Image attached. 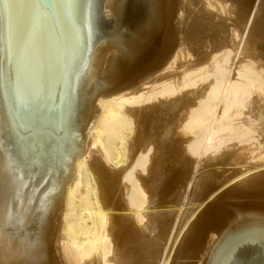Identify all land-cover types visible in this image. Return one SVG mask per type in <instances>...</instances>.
<instances>
[{"label": "water", "instance_id": "water-1", "mask_svg": "<svg viewBox=\"0 0 264 264\" xmlns=\"http://www.w3.org/2000/svg\"><path fill=\"white\" fill-rule=\"evenodd\" d=\"M177 0H0V264H61L58 231L94 100L159 70ZM170 264H264V170L209 202Z\"/></svg>", "mask_w": 264, "mask_h": 264}, {"label": "bare ground", "instance_id": "bare-ground-1", "mask_svg": "<svg viewBox=\"0 0 264 264\" xmlns=\"http://www.w3.org/2000/svg\"><path fill=\"white\" fill-rule=\"evenodd\" d=\"M241 1L240 4L235 2L237 17L233 20L243 27H236L230 33L234 40L238 39L239 32L243 33L251 42L252 37L258 35V39L264 33V21L261 20L264 17V0ZM184 2L179 4V9L186 15L178 17L176 7L173 27L177 44L167 62L132 87L94 100L99 112L91 126L90 141L85 151L74 159V174L65 186L58 231L61 264H170L178 241L198 213L219 192L264 170V63L246 51L245 39L238 52L233 46V39L230 42L225 40V21L221 16L229 13L227 0H187L190 6ZM254 7L255 11H252ZM253 21V32L250 33ZM182 28L184 32H181ZM201 28L209 30L206 31L209 32L208 51L202 47L206 38L203 39L201 31H204ZM261 37L263 39L264 36ZM259 39L258 42H264ZM190 47L196 50L195 53ZM259 47L262 48L260 43ZM252 50L257 49L253 47ZM262 53L258 56L261 57ZM161 107L168 110L170 117L169 124H165L169 129L164 147H168L174 163L160 172L153 189L151 177L158 172V167L161 168L158 163L159 155L163 152H158L153 134L146 137L148 133L145 132L143 137L144 133L140 130L144 129L145 126H142L144 121H148V116L154 117L152 114L159 112ZM165 125L166 130L168 127ZM141 138L146 140L143 141L145 146L138 145ZM92 148H96L99 155L96 159L91 155L93 160L90 159ZM238 150L244 160L252 164L246 162L248 167L232 170L230 174L218 173L210 166L211 171L196 169L193 172L186 163L188 160L195 166L197 161L206 158L217 164L221 161V167H224L226 160H223L229 158L232 151L239 153ZM124 163L125 167L117 168ZM238 165L241 167V163ZM200 168L203 170L205 166ZM178 200H185L187 208H183L184 205L178 208V204L175 205ZM172 206H177L178 210H161ZM146 210L152 213L147 215ZM120 220H130L131 236L136 239L139 232L149 230V222L153 221L151 225L156 238H149L150 244V241H146L147 244H141V241L136 243L142 245L137 248L141 251L138 252L144 254L137 256L141 258L140 262L138 258L124 262L123 257L121 259L115 253L113 241L118 236L115 235V227ZM144 222L146 225L142 228ZM172 226L175 229L173 232L170 230ZM169 230L172 232V244L170 246L169 241V247L163 252L162 246ZM119 245L123 246L121 241Z\"/></svg>", "mask_w": 264, "mask_h": 264}, {"label": "rangeland", "instance_id": "rangeland-1", "mask_svg": "<svg viewBox=\"0 0 264 264\" xmlns=\"http://www.w3.org/2000/svg\"><path fill=\"white\" fill-rule=\"evenodd\" d=\"M184 1H185V0H183V1L180 0V2L177 1L178 4H177L176 7L178 8V11H179V12H178V17H181V15H182V16H183V15H186V14L183 13V11L181 12V10L179 9V6L181 7V5H179V4H181V3L184 2ZM186 1H187V0H186ZM186 1H185L184 3H187V4L190 6L191 3H188V2H186ZM188 1H190V0H188ZM236 1H239V0H227V3H228V4H227V5H228V8H227V9H228V12H229L227 15H229V16H227V15L224 16V14H222V16H221V17L224 19V21H225V22H224V25H225V37H224V38H225V40H226L227 42H230V41L233 39V46H234V48L237 49V52H238V49L240 50V47H242V45H243L242 43L244 42V39H245L246 41H245L244 47L247 48L246 51H247L249 54H251V56H253L254 58L257 57L259 61H261L262 63H264V62L262 61V60H264V57H263V55H264V42L260 40V39H262L261 36H262V35L264 36V33H262V34L259 35V37H258V39L260 38V39H259L260 42H258V39L256 38L258 35H257L256 37L254 36L255 39H254V37H252V38L250 39V41H251L252 43L249 42V41L247 40L248 37L246 38V37L244 36V34H243V33H240V32L238 33V35H239L238 39H239V40H242V41H239L238 39L234 40L235 38L232 37V34H231V33H232V30H233V29H235L236 27H237V28H240L241 26L243 27V25H240L239 23H236V21L233 20V19H235V18L237 17V14H235V13H237V12H235V11H236V8H235V7L237 6L236 3H237V4H240V1H241V0L239 1V3L236 2ZM242 1H243V2H242ZM242 1H241V2L244 3V2L247 1V0H242ZM235 2H236V3H235ZM242 3H241V4H242ZM230 4H232V5H230ZM188 5H187V6H188ZM249 5H250V3H249ZM185 6H186V4H185ZM189 6H188V7H189ZM255 7H257V2H256V6H255ZM255 7L253 8L252 11H255V10H254ZM177 8H176V11H177ZM191 8H192V6H191ZM256 9H257V8H256ZM230 10H231V11H230ZM180 12H181V13H180ZM233 14H234V15H233ZM263 14H264V13H263ZM179 15H180V16H179ZM235 16H236V17H235ZM225 17H227V18H225ZM228 17H229V18H228ZM230 17H231V18H230ZM234 17H235V18H234ZM227 20L229 21L228 23L226 22ZM261 20L264 21V17H263V19H261ZM233 21H234V23H233ZM231 22H232V23H231ZM226 23H227V24H226ZM184 24H185V23H184ZM228 24H232V25H228ZM237 24H238L239 26H238ZM226 25H227V26H226ZM230 26H231V27H230ZM234 26H235V27H234ZM253 26H254V21H253V23H252V25H251V28H250L251 31H249L250 33L253 32ZM229 27H230L231 29H230ZM232 27H233V28H232ZM242 27H241V28H242ZM203 28L206 29V27H204V26H203ZM237 28H236V29H237ZM182 29H183V31H181V32H184L185 29H184V28H182ZM182 29H180V30H182ZM201 29H202V28H201ZM204 29H202L204 32L202 33V31H201V34H202V37L204 36L203 39H204V38H206V39L203 40L202 47H203V50H204V51H208V50H209V41H208V37H209L208 34H209V32H206V31H209V30H208V28H207V30H204ZM189 30H190V29H189ZM190 32H191V31H190ZM230 32H231V33H230ZM249 32H248V33H249ZM250 33H249V35H250ZM228 34H229V35L231 34V35L229 36ZM249 35H248V36H249ZM255 35H256V34H255ZM228 36H229L230 38H229ZM228 38H229V39H228ZM240 38H241V39H240ZM242 38H243V39H242ZM252 40H254V41H252ZM262 40H264V37H263ZM236 41H237V44L239 43L238 46H237V44H236ZM240 42H241V43H240ZM248 42H249V43H248ZM253 42H254V43H253ZM259 43H260V46H261L262 48L259 47ZM248 44H249V45H248ZM250 44H251V45H250ZM255 44H256V45H255ZM252 45H253V46H252ZM257 45H258V46H257ZM235 46H236V47H235ZM249 46H250V47H249ZM251 46H252V47H251ZM253 47H254V49L256 48L257 50H252V51H251V48L253 49ZM257 47H259V50H258ZM190 48H191V47H190ZM191 49H192V53H195L196 50L193 49V48H191ZM261 50H262V51H261ZM252 52H253V53H252ZM257 52H258V53H257ZM262 52H263V53H262ZM256 53H257V54H256ZM261 53H262V56H261V57L258 56V55H260ZM207 54H208V53H206V55H207ZM254 55H255V56H254ZM259 57H260L262 60H260ZM236 58H237V57H236ZM257 58H256V59H257ZM193 60H194V57L191 58V61H193ZM236 61H237V59H235V62H236ZM177 72H180V71L177 70ZM261 102H262V101H261ZM261 102L259 103V105H261V104L263 103V102H262V103H261ZM96 105H97V103L94 104L95 107H97ZM97 109H98V108H97ZM260 109H261V108H260ZM263 110H264V106H263ZM163 111H164V112H163ZM98 112H99V110H98ZM98 112H96V113H98ZM154 113H155V112H154ZM154 113H153V114H154ZM157 113H158V114H157ZM157 113L154 114V115L152 114V116H154V117H149V116H148V118L146 119V120H148V121H144L145 123H144V125L142 126V128L145 126L144 129L140 130V131H142V133H144V134H143V137H145L146 133H148V134H147L148 136H146V137H152V136H154V139H153V140L156 142L157 149H158V152H159V153H162V152H163V153H166V152H165L166 150L169 152V153L167 152L168 155H167V153H166V155L163 154V153L161 154L163 157L165 156L164 158H163V157L160 158L161 155H159V153H158V155H159V160H160L158 164H159V166H160L161 168H159V167H158L159 169L157 168L159 174H156V173H158V172L156 171V172L153 174V176H152L153 178L151 177L152 180H151V182H150V185H152L153 189H154V187H155V185H156L155 182L157 181V179H158L159 176L161 175L160 172H162L166 167H170V165L172 166V165H173L172 163H174V159H173L171 156H169V154H170L171 152L167 149L168 147H167V146L164 147V145L167 144L166 136H167V131H168L167 129H169V126H168V125H165V124H166V123L169 124V121H170V120H169L170 117H169L168 110H167V109L164 110V108L161 107V108H160V111L157 112ZM166 113H167V114H166ZM162 114H163V115H162ZM164 114H165V115H164ZM150 115H151V114H150ZM166 115H168V117H167ZM164 116L167 118V120L165 119ZM156 117H157V118H156ZM150 118H151V119H150ZM155 118H156V119H155ZM163 118H164V119H163ZM149 119H150V120H149ZM159 119H160V120H159ZM162 119H163V120H162ZM168 120H169V121H168ZM153 121H154V122H153ZM161 121H162V122H161ZM156 122H157V124H156ZM145 124H146L147 126L149 125V126H148L149 129H147L148 127H147ZM158 124H159V125H158ZM164 125H165V127H166V126L168 127V128H166V130L164 129ZM160 127H161V128H160ZM145 128H146V129H145ZM150 129H151V130H150ZM159 129H160V131H159ZM161 129H162V130H161ZM146 130H147V131H146ZM163 130L165 131V134H164V131H163ZM145 132H146V133H145ZM149 132H150V134H149ZM154 132H157V133L155 134ZM159 132H161V135H162V136L160 135ZM138 133H139V132H138ZM152 134H153V135H152ZM151 135H152V136H151ZM158 135H159V136H158ZM157 136H158V138H156ZM164 137H165V138H164ZM132 138H133V136H131V138H130L131 141H132ZM156 139H157V140H156ZM160 139H161V141H160ZM163 139H164V140H163ZM130 140L128 139V141H130ZM131 141H130V142H131ZM138 141H139V142H138V145H140V146H141V145H144V146H145V143H144V142L146 141L145 139L141 138V139L138 140ZM143 141H144V142H143ZM158 141H159V142H158ZM163 141H164V142H163ZM143 143H144V144H143ZM157 143H158V144H157ZM165 143H166V144H165ZM138 145H137V146H138ZM162 145H163V147H162ZM144 146H143V147H144ZM91 147H92V146H91ZM158 147H159V148H158ZM161 147H162V148H161ZM164 148H165V149H164ZM94 150H95V151H94ZM163 150H164V151H163ZM238 151H239V153H237V154H236L237 151H235V153H234V151H232L233 153L230 154L231 157L228 156L229 158L226 157L227 159H224V160H223V161L226 160V161H225V164H224V165H225L224 167H223V166L221 167V164L223 165V163H222L221 161L218 162V164H217L216 161H208L209 159H206V158L200 160L201 162H200V161H197V163H196L197 165H195V166H194V163H192V162L190 163V161H188V160H186L187 162H186V161H185V162H186V163H189V164H187V165H188V166L190 165V168L193 169V172L197 171L196 169H199V170H201V171H203V172L211 171V169H212V170H216L218 173L220 172V173H227V174H228L230 171L233 172V171H236V169H237V171H238L239 168H245L246 166L248 167V166L250 165V162H251V161H248V160L245 161V160H244V157L242 156V153L240 152V150H238ZM92 152H93V153L90 154V159H91L92 156H93L94 159H96L97 157H99L98 153L96 152V148H92ZM95 152H96L97 154H96ZM94 154H95V155H94ZM235 154H236V155H235ZM91 155H92V156H91ZM170 155H171V154H170ZM233 155H234V156H233ZM95 157H96V158H95ZM166 157H167V158H166ZM232 157H233V158H232ZM165 158H166V159H165ZM163 159H164V160H163ZM91 160H93V159H91ZM161 160H163V161H161ZM167 160H168L169 163L167 162ZM169 160H170V161H169ZM123 161L127 163V160L124 159ZM165 161H166V163H168L169 165L166 164V163L162 164V162H165ZM252 161H253V160H252ZM185 162H184V164H186ZM198 162H199V163H198ZM207 162H208V164H207ZM246 162H248L249 165H248V163H246ZM253 162L255 163V161H253ZM219 163H220V164H219ZM235 163H236V165H234ZM240 163H241V165H240L241 167H239V165H238V164H240ZM256 163H257V160H256ZM206 164H207V165H206ZM209 164H210V165H209ZM227 164H228V165H227ZM242 164H243V165H242ZM245 164H246V165H245ZM251 164H252V162H251ZM124 165H126V164L124 163L122 166H121V164H120V167L118 166L117 168L125 167ZM162 165H164V166L162 167ZM165 165H166V166H165ZM167 165H168V166H167ZM213 165H214V166H213ZM217 165H219V166H217ZM191 166H192V167H191ZM193 166H194V167H193ZM199 166H200V167H201V166H205V168H203V170H202V168H200ZM208 166H210V168H211V167H214V168H211V169H210ZM215 166H216L217 168H216ZM236 166H237L238 168H237ZM244 166H245V167H244ZM218 167H219V168H218ZM162 168H163V169H162ZM208 168H209V169H208ZM215 168H216V169H215ZM161 169H162V170H161ZM204 169H205V170H204ZM218 169H221V170H218ZM222 169H223V170H222ZM224 169H225V170H224ZM234 169H235V170H234ZM232 170H233V171H232ZM223 171H224V172H223ZM225 171H226V172H225ZM227 174H226V175H227ZM229 174H230V173H229ZM224 175H225V174H224ZM154 178H155V180H154ZM154 181H155V182H154ZM153 182H154V183H153ZM222 192H223V191L219 192L215 197H217V196H218L220 193H222ZM215 197H214V198H215ZM214 198H213V199H214ZM213 199H212V200H213ZM182 201H183V204H182ZM184 201H185V200H180V201L178 200V202L175 203V205L178 204V208H180V209H181L182 207H179V205H181V206L184 205L183 208L186 209L187 207H185V205L187 206V204H184V203H186V201H185V202H184ZM210 202H211V201H210ZM176 207H177V206H175V208H176ZM188 207H189V205H188ZM169 208H171L173 211H177V210H178L177 208H176V210H175V208H174L173 206H172V207H168V208H164V209H161V210H167V211H168ZM173 208H174V209H173ZM171 209H170V210H171ZM170 210H169V211H170ZM169 211H168V212H169ZM173 211H170V212H173ZM145 212H148V213H146V214L149 215L151 211H149V210L147 211V210H146ZM151 213H152V212H151ZM124 214H128V213H124ZM146 219L148 220V218H146ZM146 219H145V222L147 221ZM122 222H123V223H122ZM145 222H144L143 225L141 226L142 228L146 225ZM152 222H153V221H150L149 223L152 224ZM123 224H124V225H123ZM129 224H131V223H130V220H127V221L120 220V222H118V225L115 227V235H116V236L118 235V236H120L121 238L117 236V238L115 239V242L113 241V244H114V245H113V246H114V250L116 249V251H115L116 255H119L121 259H122V257H123L122 261L126 260L127 262H129V261H131V260L135 261V258H138V257H137L138 255H139L140 257H142V255L144 256V254L140 253L141 251L138 250V248H140V245H141L142 243L144 244L146 241H147V242L150 241V242H149V244H150V243H151V240H148V239H149V238L151 239L152 236L154 237V238H152V239H155V238H156V236H155L156 234H155V232H154L153 225H151V224H149V226H148L149 230L147 229V230H145V231H143V232H139V233L137 234V237H138L137 239H136V238H132V236H131V232H130V231H132V229H131L132 226H130ZM144 224H145V225H144ZM173 226H174V225H173ZM173 226L171 227L172 229L170 228V230H171L172 232H173L175 229H177V227H178V226H176V223H175V226H176V227L174 226L175 229H174ZM118 227H119V229L122 227V228L120 229V230H122V231H120L119 229H118V231H117L116 229H117ZM124 227H125V228H124ZM129 227H130V228H129ZM151 227H152V229H151ZM123 228H124V229H123ZM127 229H128V230H127ZM139 229H140V228H139ZM126 230H127V231H126ZM152 230H153V231H152ZM170 230H169V234L165 235V241H164V243H163L164 245L162 246V251H163V252H164V250L166 251V249L169 247V243H170L169 241H171V239H172V238H171V237H172V232H170ZM116 231L118 232V234H117ZM146 231H147V232H146ZM119 232H120V233H119ZM123 232H124V233H123ZM129 232H130V233H129ZM151 232H153V233H151ZM121 233H123L124 235L121 234ZM148 233H151L152 235H151V234H148ZM119 234H120V235H119ZM143 234H144V235H143ZM145 234H146V235H145ZM127 235H129V237L131 238V240H130L129 237H128V239H127ZM140 235H141V236H140ZM148 235H149V236H148ZM169 235H170V236H169ZM123 236H124V237H123ZM142 236H144V237H142ZM145 236L147 237V239H146ZM167 236H168V237H167ZM122 238H124V239H122ZM143 238H144L145 241L143 240ZM168 238H170V239L168 240ZM118 239H120V240H118ZM121 239H122V240H121ZM132 239H133V240H132ZM135 239H136V241H135ZM166 239H167V240H166ZM127 240H128V241H127ZM120 241H121V245H123V246L125 245L126 247H123V246H120V245H119V246H120V247H119L118 244H120ZM123 241H124V242H123ZM125 241H126V242H125ZM140 241H141V242H140ZM167 241H168V245H167ZM117 242H119V243H117ZM137 242H138V243L140 242L141 244H136ZM147 242H146V244H147ZM122 243H123V244H122ZM126 243H127V244H126ZM131 243H132V244H131ZM171 244H172V241H171V243H170V246H171ZM116 245H117V246H116ZM131 245H132V246H131ZM133 245H136V246L134 247ZM141 246H142V245H141ZM167 246H168V247H167ZM122 247H123V248H122ZM127 247H128V249H127ZM130 247H131V249H130ZM137 247H138V248H137ZM164 248H165V249H164ZM121 249H122V250H121ZM123 249H125L126 252L123 251ZM141 249H142V248H141ZM130 250H131V252H130ZM118 251H120L121 253L118 252ZM138 251H140V252H138ZM162 251H161V253H163ZM122 252H124V253H123V255L125 254L124 256L122 255ZM136 252H137V253H136ZM117 253H118V254H117ZM119 253H120L121 255H120ZM139 253H140V254H139ZM161 253H160V254H161ZM127 254H128V255H127ZM111 255H112V254H111ZM126 255H127V256H126ZM134 255H135V257H134ZM162 255H163V254H162ZM125 256H126V257H125ZM127 257H128V258H127ZM140 257H139V258H140ZM131 258H132V259H131ZM139 258H138L137 260L140 262L141 258H140V259H139ZM129 259H130V260H129ZM137 260H136V261H137ZM124 262H125V261H124Z\"/></svg>", "mask_w": 264, "mask_h": 264}]
</instances>
